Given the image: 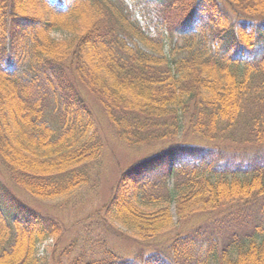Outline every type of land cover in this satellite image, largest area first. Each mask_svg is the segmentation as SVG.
I'll return each instance as SVG.
<instances>
[{"label":"trees","instance_id":"trees-1","mask_svg":"<svg viewBox=\"0 0 264 264\" xmlns=\"http://www.w3.org/2000/svg\"><path fill=\"white\" fill-rule=\"evenodd\" d=\"M129 2L0 0L1 164L41 201L87 185L103 140L77 79L121 142L159 146L120 172L94 214L135 247L84 264H264V0ZM75 13L80 33L49 36ZM164 30L185 54L164 51ZM61 235L0 178V264H40L37 243Z\"/></svg>","mask_w":264,"mask_h":264},{"label":"rangeland","instance_id":"rangeland-1","mask_svg":"<svg viewBox=\"0 0 264 264\" xmlns=\"http://www.w3.org/2000/svg\"><path fill=\"white\" fill-rule=\"evenodd\" d=\"M124 2L130 5L129 0H124ZM112 4L120 6L117 1ZM106 6L108 4L104 2L103 7L106 8ZM94 12L95 10L88 9L87 16ZM83 18V15H77L76 13L62 18L65 27L57 26L51 29L49 36L55 40L73 37L75 34L81 32ZM168 32L164 30V51L167 53L171 48L170 45L177 44L181 47L179 52L185 54L187 50L183 48L185 44L183 39ZM167 35H170V38H166ZM71 78H73V74H71ZM73 81H77V88L92 110L96 121V128L103 140L101 156L86 167L89 180L87 185L83 186L69 199L41 201L16 186L0 162V178L2 181L33 209L54 218L61 225L62 235L58 239L49 237L50 239L45 241L46 247L44 250H40L37 247L36 257L39 259L40 264H73L77 260L80 264H84L105 258L107 251L116 254L130 253L135 247L130 230L120 223H115L110 225L109 232L104 234L103 229L97 224L94 214L109 199L111 190L120 172L159 147L137 148L130 147L121 142L108 123L98 101L77 79H73ZM45 109L50 121L54 125L59 126L60 123L56 113L53 111L52 105L45 102ZM178 137L186 138L190 143H206L203 140L192 137L190 131H181ZM173 142H177V139L175 138ZM164 144H168V141H165ZM234 177H244V175L239 174ZM168 187H172L171 181ZM161 192L164 193L165 189L161 190ZM140 207L148 209L144 205H140ZM156 207L150 208L154 209Z\"/></svg>","mask_w":264,"mask_h":264}]
</instances>
